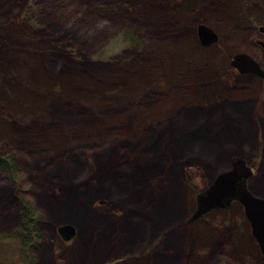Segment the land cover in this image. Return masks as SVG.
I'll list each match as a JSON object with an SVG mask.
<instances>
[{
	"label": "rangeland",
	"instance_id": "374dc122",
	"mask_svg": "<svg viewBox=\"0 0 264 264\" xmlns=\"http://www.w3.org/2000/svg\"><path fill=\"white\" fill-rule=\"evenodd\" d=\"M74 1L73 6L87 11L88 19L85 24L105 20L115 24L112 31H115L116 36L105 43L102 48L105 54L100 57L89 52L91 50L88 47H83L75 36L65 31L59 32L48 16L41 15L29 22L24 19L25 9L36 7L38 4L47 5L50 0H0V138L5 139L2 141L5 148L11 147L10 139V142L25 149L20 153L23 155L20 158L23 168L21 194L24 195L25 201L33 202L35 209L41 212L42 227L47 234L46 240L35 238L31 246L22 244L18 237L10 235L21 228L23 216L18 210L19 203L15 198V195H20V191L19 186L12 185L6 175L0 172V264H23V256L29 257L34 264H143L144 259L140 256V251L129 250L131 246L124 244L123 240L121 243L116 233L97 226L81 213L84 203L81 202L83 198L80 199V195L83 191H96L97 187L106 189V181L114 175L140 172L141 183L145 186L141 192L144 203H161V210L156 208L161 214L168 213L169 210L176 214L177 210L176 216L181 217L187 212L189 200L213 181L214 165L201 158L192 157L182 162L181 173L177 178L172 177L171 170L163 173L166 176L152 173L164 166L162 159L177 143L173 135L177 125L173 118L174 114L184 107L185 102L193 105L194 109L203 115V119L204 116L207 118L205 122H200L201 128L194 132L203 131L206 137L215 142L223 158L228 159V164L234 156L246 158L254 170V176L247 183L249 189L253 193L256 192V195L263 196L261 193L264 191L261 190H264V122L258 120L254 129L255 119L250 117V121H253L250 122L251 127H247V118L234 113L237 112L235 108H238L234 106V101H227L229 96H235L234 90L238 85L255 84L257 95L253 110L256 105L264 102V77L256 73L241 74L231 64V59L237 52H246L256 59L264 70V58L261 60L258 57H264L263 48L262 54L259 51L255 53L258 56L240 48L232 51L230 45L233 46V41L226 33L224 25L220 23L221 20L215 17L208 19L209 13H199L194 9L183 13V6L178 5L183 0ZM205 2L213 7L216 5L214 0L212 3L211 0ZM149 3L151 8L155 9L154 15L143 8ZM238 3L244 8L243 15L249 16L251 25L257 26L254 35L259 44V39L264 40V35L258 30L259 26L264 24V0H239ZM172 4L175 7H172ZM191 4L192 2H187L186 5ZM72 9L75 10V7L70 4L69 11L73 12ZM201 23L217 33L218 40L215 43L205 45L199 41L197 28ZM124 35L127 36V41H124ZM195 36L198 41V45L194 43L195 48L198 50L201 47L203 54L187 45V40L193 42ZM141 40L142 43L159 40L165 42V47L141 50L132 45ZM99 44L92 42L90 45ZM56 46L61 48L62 56L56 57L61 60L62 69L54 74L55 81L49 82L54 86L47 85L39 89L41 83L36 81L39 85L31 87V91L36 92L39 98L35 101L24 99L15 104L14 101L19 98L16 88L20 89L22 84V81H17L14 76L15 67L17 68L18 63L26 59L28 54L36 53L43 59L48 53L47 49L54 51ZM161 53H165L169 60H176V64L162 93L147 102V105H138V113L136 112L133 118L129 117L130 115L125 117V130L109 131V134L124 138L123 141L120 139L106 151L101 150L100 145L96 146L98 149H94L93 143L85 144L81 150L83 157L76 160L74 165L70 164L77 150L73 146L90 140L89 137L95 135L80 129L88 118L95 115L86 105L80 103L82 101L73 100L70 90L67 89L74 81L77 82L76 71L82 76L85 72L94 73L98 66H104V73L100 76L103 83L100 88L101 95H118L119 98L127 100L123 106L128 107L134 99L133 91L139 87L141 80L135 78L136 75L149 63V56H158ZM37 55L35 56L38 57ZM189 77L193 78L191 86L187 80ZM179 93H192L193 97L181 98L179 101L180 97H176ZM173 100L172 111L165 112ZM65 101H68V104L60 113L58 109L63 107ZM229 106L234 112L229 110ZM153 109H157V112L154 113ZM253 113L254 111L251 114ZM49 115L63 117V120L60 119L61 123L52 119L48 121ZM37 125H40V128L57 125L63 132V140L55 142L54 137L47 133V128L40 131L44 136L40 139L35 130ZM74 134L77 135L73 136ZM99 137L100 140L103 138ZM42 147L47 149L42 150ZM217 163L220 164L218 159ZM230 166L229 164V168ZM79 168L82 172L77 176ZM81 178L79 185L77 182ZM188 179H191L194 187L186 185ZM76 196L79 197L77 201ZM91 202L94 212L113 214L123 220L129 219V206L123 207L109 198H97ZM167 206L172 209L165 210ZM230 208L211 211L206 215L218 225L217 227L222 228V222L230 218L231 224L223 229L227 235L230 231L234 233L237 230L236 225L241 220L246 222L243 212L232 216L227 214ZM189 217L180 224V228L186 225ZM64 223H72L76 228V235L71 240H64L58 231L59 226ZM244 229L246 227L242 228ZM157 240V244L162 246L160 249L167 248L170 252L188 254L192 248L187 251L184 246L182 248V244L179 246L178 242H172V246L165 235ZM249 246L253 249L251 244ZM133 255L141 259H134ZM220 262L229 264L224 258L216 264Z\"/></svg>",
	"mask_w": 264,
	"mask_h": 264
},
{
	"label": "trees",
	"instance_id": "16d2710c",
	"mask_svg": "<svg viewBox=\"0 0 264 264\" xmlns=\"http://www.w3.org/2000/svg\"><path fill=\"white\" fill-rule=\"evenodd\" d=\"M68 1L69 0H50V3L47 5L38 4L36 7L25 9L24 19L29 22L31 19L35 17L37 18L41 15L48 16L49 21L54 22L59 32L65 31L72 36H75L77 41L81 43L83 47L86 46L91 50L89 52L95 53L94 56L100 57L105 54V50L102 49L105 43L112 40L116 36V33H114L115 31H112L115 27V24H113L114 22L105 20L101 22L93 21V23L89 22L85 24L87 20H83L80 16H78L79 14L75 12V10L72 9L73 12L71 10L69 11L70 3ZM222 1H224L223 7L216 10L212 5H209V11H207V13L210 15L208 19L215 17L216 19L218 18L221 20H219L220 23L224 25L227 30L226 33L228 34L230 40L233 41L232 45L234 47L230 45V48H232L231 50L234 51L233 49L240 48L254 54L258 53L257 51L262 54V48L255 40V30L251 26L250 18H248L249 16H247V14L243 15L244 8L237 7L230 17H226L227 13L231 11V8L236 7L235 2L238 3V0ZM187 2H191V0H183L180 4H178L179 6H183V13H185V11L188 12L192 10V8H189L192 7V4L190 6L186 5ZM193 2L197 4H207L205 0H193ZM187 6L189 7L187 8ZM237 13L239 14L237 15ZM216 15L218 16L216 17ZM179 17L181 18V15H179ZM123 39L124 41L128 40L125 35L123 36ZM92 42L100 44L92 46L90 45ZM194 43L198 45L196 36L194 37L193 42L191 40H187V45L192 48H195ZM132 45L137 48H141V50H151L156 47H165V42L159 40L156 42L155 40H148L142 43L141 40L136 43L134 42ZM197 51L199 54H203L204 52L201 47L198 48ZM35 55L37 54H28L26 59L19 62L17 68L15 67L16 72L14 73V76L17 77L16 80H21V86H23L24 89H28V91L31 90L30 87L39 85L38 83H35L36 81L31 80L33 79V75L36 73L37 69H40L39 67L46 70L45 73L43 72L44 80L43 83L38 86L39 89H42L47 85L51 87L54 86L49 82L55 81L54 74L58 73L62 69V62L54 56L56 54L46 53L43 56V59L38 55V57ZM255 55L258 56L257 54ZM149 57V63L146 64L149 69L148 73L145 77L138 78L141 79L138 85L139 87L134 89L132 95L134 99L132 104L128 107L126 105L123 106L127 100L119 98L118 95H101L100 88L103 83L100 76L104 73L102 72V70H105L104 66H98V68H95L97 70H95L94 73L88 74L85 72L82 76L80 72L76 71V74L78 75V77H76L77 82L75 83L74 81L71 86L67 85L69 86L67 89L70 90L69 92L73 100L82 101L83 103L80 101L78 102L86 105L87 109L92 111L97 117L95 118V121L92 119L93 117L91 118L92 120H86L85 124L80 129L88 130L89 127L93 126V128L99 132L90 136V140L81 141L73 146L77 150H75L76 152L71 158L70 164L74 165L76 160L83 157L81 150L84 149L85 144L90 145L93 143L94 149H98L96 146L100 145L99 147H101L100 149L103 151L110 149L112 145L122 139V137L113 133L109 134V131L125 130L127 124L125 123L126 119L124 118H127L132 111H136L138 113L139 106L147 105V102H151L150 100L155 99L158 94L162 93L169 76V69L166 66L169 59L165 53H161L158 56L151 55ZM260 58L262 60L264 58L263 55ZM46 78H48L47 82L45 81ZM192 79V77L187 79L189 86L193 85ZM253 82H255V80ZM254 85L255 84L238 85L234 90L235 96H233L235 99L233 102L234 106L236 105L238 107L235 108L237 112H234V109H231V106H229V110L234 113H238V115L240 114L242 117H251L255 119L254 121H251H253L254 125H256V123L259 122L258 120L264 122V102L259 104V106L256 105L253 110L255 97L257 95V90H255L257 87L255 88ZM185 95L186 94L184 93H179L176 97H180L179 101H181V98L191 99L193 97L192 93L186 96ZM32 99L33 98H28L26 100L31 101ZM229 99L232 100L230 96L227 101H230ZM174 100L169 104L170 108L174 104ZM67 104L68 101H65L63 107L58 109V111L62 113L64 111L63 108L66 107ZM184 104V107L177 111L176 114H174L175 117L173 118V122L177 125L175 128L176 132L173 134L175 142L177 143L174 145V148H171V150L162 159L164 161V166L160 167L155 172L160 171L159 174L166 176L163 173H166L168 170L172 171L171 174L174 173V171H181L182 162L189 160L192 157H198L214 165L212 173L213 176H216V174L229 168L228 159L223 158L221 151H218L217 145L214 144L215 142H212L208 136L206 137V134L203 132L202 134H200L201 132H194L196 130L198 131L200 128V122H205L207 118L204 116L203 119V115L197 112L193 105L186 104V102ZM12 106H14V104H12ZM252 111H254L255 116H253L254 113L251 114ZM153 112H157V109L153 110ZM50 119L56 123H61L60 119L63 120V117L49 115L47 120L49 121ZM91 121H93V124H90ZM67 123L69 122L67 121ZM51 125L48 127L47 131L49 133H55L59 128L57 125ZM33 126H35V124ZM247 127H250V125ZM3 129L5 130V128ZM35 130H37V127ZM36 134L40 139L43 136L37 131ZM58 134H60V136H58L60 141L63 140V132L58 131ZM76 135L77 134H74L73 136ZM5 136L9 137L8 134H5ZM99 136L103 137V140H100ZM170 137H172V135ZM4 140L5 139L0 138V172H3L4 175H6L7 180L12 185L19 186L20 195H18L17 201L19 203L18 210L23 216L22 223L20 225L21 228L17 229L15 233L10 235L18 237L22 244L31 246L35 238L46 240L47 234H45V229L42 227L43 219L42 215H40L41 212L39 213V211L35 209L33 202L25 201L24 195L21 194V191L23 190V168L20 164V158L23 156L21 155V150L25 149L22 148V146L20 147L15 145V143L10 142V139L9 144L11 147L5 148L2 145V141ZM43 148L47 149L42 147V150ZM86 149L90 150L88 148ZM94 149L92 148V150ZM98 151L99 150H97V152ZM217 159L220 161V164L217 163ZM81 172L82 171H80L79 168L76 175L78 176ZM140 175V172L137 174L125 173L123 175H114L106 181V189L103 190L102 188L100 189V187H97L96 191H87L91 195L98 194L99 196L84 202L81 213H83L90 222L95 223L97 226L103 227L106 230H111L114 234L116 233L121 243L123 240L124 244H132L133 246H131L130 250L135 249L141 252L140 256L144 259L143 264H146V262H148V264H216L218 260L223 258L229 264H264V257L261 256L262 254L258 243L251 234L250 225L249 222H247V219L246 222L245 220H241L239 224L236 225L237 230L234 233L230 231L228 235L226 234V230L224 231L223 229H225L227 225L231 224L230 218L222 222L224 228L217 227L218 225L216 226V224H214L207 216H204L195 222H186V225H183L184 227L180 228V224H183L185 218L189 217L191 210L195 208V195L189 200L190 206L186 210L187 212L183 213L181 217L176 216L177 210L176 214L169 210L172 209L171 206H167L168 208L165 209L169 210L168 213L164 212L161 214L156 209L158 207L160 209L161 203L153 205L144 203L141 197V192L142 188L145 186L141 183ZM135 176L138 180L132 184V188H123V184L130 180L132 181L131 178ZM81 182L82 178L77 183L80 185ZM143 182L145 181L143 180ZM186 185L188 187H194L192 186L191 179L186 181ZM127 186H129V183H127L126 187ZM187 186L184 187L187 188ZM261 191L264 190L262 189ZM261 195L264 196V192H262ZM97 198H109L115 203L118 202L117 204H121L123 207L129 206L131 208V211L127 214V217L130 219L128 220L129 222L119 219L113 214H99L92 211L91 201ZM128 200L130 202H128ZM161 207L163 206L161 205ZM133 210L140 212L139 215L133 214ZM220 212L223 211L220 210ZM241 212H243L242 206L239 205L238 202H235L233 207H231L226 213L232 216ZM90 213L92 215L91 217L88 216ZM243 227H246V229L242 230ZM238 229L240 230L238 231ZM163 235H165L166 240L171 242L172 246H174L172 242H178V245L181 246L182 244V248L184 246L187 251L192 247L190 252L188 254L186 252L176 253L170 252L167 248L165 250L160 249L162 246L157 244V239ZM250 244L253 249H250ZM133 256L134 259H141V257L137 255ZM23 257L25 260L23 264H34L33 260L31 261L29 257ZM20 264H22V262H20Z\"/></svg>",
	"mask_w": 264,
	"mask_h": 264
},
{
	"label": "water",
	"instance_id": "95a60500",
	"mask_svg": "<svg viewBox=\"0 0 264 264\" xmlns=\"http://www.w3.org/2000/svg\"><path fill=\"white\" fill-rule=\"evenodd\" d=\"M261 28L264 30L263 26ZM197 31L199 41L205 45L218 40L217 33L206 24H200ZM258 42L264 49V40L259 39ZM231 60V64L241 74L256 73L264 77V70L261 69L260 63L248 53L238 52ZM247 162L246 158L240 156L230 159V168L216 174L211 184L197 193L196 208L188 222H195L213 210L227 209L234 201H238L243 207L252 235L264 256V196L256 195L249 189L247 183L254 175V170ZM58 231L64 240H71L76 235V228L72 223H64L59 226ZM219 264L225 263L220 262Z\"/></svg>",
	"mask_w": 264,
	"mask_h": 264
},
{
	"label": "bare ground",
	"instance_id": "6f19581e",
	"mask_svg": "<svg viewBox=\"0 0 264 264\" xmlns=\"http://www.w3.org/2000/svg\"><path fill=\"white\" fill-rule=\"evenodd\" d=\"M214 1H217V2H215V7H213V8H215V10L216 9H218V8H222L223 7V4H224V1H222V0H214ZM70 4H71V6H73V5H75V3H73L74 2V0H69L68 1ZM191 2H192V9H194L195 11H197V12H199V13H207V11H209V9H208V7H209V5L211 6V4H204V3H202V4H197V3H195V2H193V0H191ZM211 2H213V0H211ZM238 2H239V0H238ZM236 3V7H232L231 8V11H229L228 13H227V16L226 17H230L231 16V14L234 12V10H236V8L237 7H242V5H240L239 3H237V2H235ZM73 7H75V10H76V12L79 14L78 16H80L83 20H87L88 19V17H87V11H83L81 8H78L77 6H73ZM172 7H175L173 4H172ZM143 8H145L146 9V11H148L149 12V14H152V15H154V11H155V9H152L151 8V3H149V4H147L146 5V7H143ZM218 16V15H217ZM58 30V29H57ZM185 33V32H184ZM183 33V34H184ZM186 34V33H185ZM173 35H175V34H173ZM177 36L179 37L180 36V34L178 33L177 34ZM181 36H183V35H181ZM176 37V36H175ZM56 49L53 51V49H52V51L50 50V49H47L48 50V53H54V54H56V55H54V56H57L58 55V57H59V55H61L62 56V54H61V48H59L58 46H56L55 47ZM261 48H263V47H261ZM196 49V48H195ZM263 52H264V49H263ZM190 53V52H189ZM259 57V56H258ZM53 58V57H52ZM259 59H261L260 57H259ZM263 60V59H262ZM175 64H176V60H169V62L167 63V68L169 69V74H170V72L173 70V67L175 66ZM40 69H37V71H36V73L33 75V80L34 81H38V82H40V83H43V80H44V77H43V72L45 73V69H42L41 67H39ZM148 66H146V67H144L142 70H140L138 73L139 74H137L136 75V77L135 78H143V77H145L146 75H147V73H148ZM10 74V73H9ZM121 76V75H120ZM42 77H43V79H42ZM45 81L47 82L48 81V78H46L45 79ZM10 82H12L13 84H14V81H10ZM39 84V83H38ZM14 87H15V85H14ZM33 87V86H32ZM30 89H31V87H30ZM16 90H17V94H18V97L19 98H17V100L16 101H14L15 102V104H19L20 103V101H22V100H26V99H28V98H33L32 100H36L37 98H39V96L36 94V92H34V91H31V90H29L28 91V89H24L23 88V86H21L20 87V89H17L16 88ZM11 93V92H10ZM232 98V100L233 101H235V99H234V97H231ZM154 110V109H153ZM171 110V108H170V106L168 107H166V109L164 110L165 112H171L170 111ZM130 116L129 117H131V118H133V116L135 115L136 116V111H132L130 114H129ZM95 118H97L96 116H94L92 119H94V121H95ZM88 119H90V120H92L91 118H88ZM89 122V121H88ZM93 121H91L90 122V124H93L92 123ZM246 122H248V125H250V117H247V121ZM49 127V126H48ZM48 127H43V128H40V125L39 126H37V132H40V131H42V130H44L45 128H47V130H48ZM250 127H251V125H250ZM201 128V127H200ZM199 128V129H200ZM253 128L254 129H256V127H255V125L253 124ZM198 129V130H199ZM46 130V131H47ZM58 131L59 132H61L60 131V129H58L55 133H49L48 131H47V133H49L51 136H53L54 137V140H55V142H56V140H60V138H58V136H60V134H58ZM97 132H99L98 130H96L95 128H93V126H91V127H89L88 128V130L86 131V133H92V134H95V133H97ZM203 132V131H202ZM202 132L200 133V134H202ZM85 133V135H87ZM40 134H43V132H40ZM57 141V142H58ZM229 169V168H228ZM227 170V169H226ZM152 173H160V171H158V172H152ZM180 173H181V171L180 170H178V172H175L174 171V173H172V177H175V178H177V176H179L180 175ZM140 178H141V175H140ZM132 179V181L130 180V181H128L127 183H129V186H127L126 187V185H127V183H124L123 184V188H132V184H134L135 182H137L136 180H138L137 179V177L135 176V177H132L131 178ZM87 191H89V190H87ZM87 191H83L82 193H81V197H80V199L81 198H83V200L81 201L82 203H84V202H87V201H89V200H91V199H93V198H95L96 196H99L98 194H89V192H87ZM16 197V200L18 201V197H17V195H15ZM78 196H76V198H75V200L77 201V198H79ZM128 202H130L129 200H128ZM171 206H172V204H171ZM132 213L133 214H137V215H139V213L140 212H138V211H135V210H133L132 211ZM141 215V214H140ZM88 216L89 217H91L92 215H91V213L90 214H88ZM130 217V216H129ZM128 220H130V219H127V220H124V221H126V222H129ZM130 246H133L132 244L130 245ZM130 250V249H129ZM260 252H261V250H260Z\"/></svg>",
	"mask_w": 264,
	"mask_h": 264
},
{
	"label": "flooded vegetation",
	"instance_id": "af4514ba",
	"mask_svg": "<svg viewBox=\"0 0 264 264\" xmlns=\"http://www.w3.org/2000/svg\"><path fill=\"white\" fill-rule=\"evenodd\" d=\"M264 21V20H263ZM202 24V23H201ZM200 25V24H199ZM198 25V26H199ZM252 26V28H254V30H256L257 29V26H254V25H251ZM262 26H259V28H258V30H259V32H260V34H262V35H264V30H262V28H261ZM263 27H264V24H263ZM197 30H198V28H197ZM257 31V30H256ZM198 32V31H197Z\"/></svg>",
	"mask_w": 264,
	"mask_h": 264
}]
</instances>
